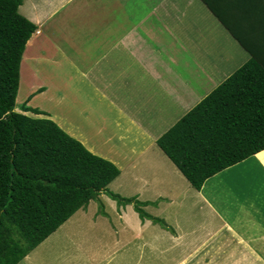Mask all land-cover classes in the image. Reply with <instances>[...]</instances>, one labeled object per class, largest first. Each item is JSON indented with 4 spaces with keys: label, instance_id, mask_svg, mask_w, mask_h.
<instances>
[{
    "label": "crops",
    "instance_id": "1",
    "mask_svg": "<svg viewBox=\"0 0 264 264\" xmlns=\"http://www.w3.org/2000/svg\"><path fill=\"white\" fill-rule=\"evenodd\" d=\"M18 11L36 25L20 62L17 97L21 90L23 106L40 110L38 117L50 118L115 164L119 188L131 189L125 198L175 208L161 228L148 219L130 226V209L116 211L122 228L137 232H102V241L112 243L99 244L89 263L101 255V264H112L129 240L138 250L130 264H193L205 255L211 235L247 232V225L233 227L219 215L215 227L181 223L178 213L188 199L199 209L211 203L203 186L195 190L156 141L251 58L225 25L247 41L264 38V0H21ZM191 13L203 17L202 30L190 29ZM195 38L206 45L191 43ZM190 63L203 71H190ZM60 109L70 113L68 122ZM217 235L219 245L223 237Z\"/></svg>",
    "mask_w": 264,
    "mask_h": 264
},
{
    "label": "trees",
    "instance_id": "2",
    "mask_svg": "<svg viewBox=\"0 0 264 264\" xmlns=\"http://www.w3.org/2000/svg\"><path fill=\"white\" fill-rule=\"evenodd\" d=\"M20 5L0 0V264L21 262L101 192L119 206L133 203L142 220L161 223L135 198L106 191L119 176L115 164L38 117L40 110H15L21 57L36 30ZM225 27L251 58L156 141L197 191L247 158L264 167V38L250 42Z\"/></svg>",
    "mask_w": 264,
    "mask_h": 264
},
{
    "label": "rangeland",
    "instance_id": "3",
    "mask_svg": "<svg viewBox=\"0 0 264 264\" xmlns=\"http://www.w3.org/2000/svg\"><path fill=\"white\" fill-rule=\"evenodd\" d=\"M187 18L192 22L190 29L202 30L204 26L202 16L191 13L187 14ZM183 30L185 31L184 35H186V30L184 28ZM191 35L194 36V34ZM191 43L206 45L205 41L199 38L198 40L196 38L191 39ZM198 50L203 51L201 48ZM189 70L203 71L195 63L193 66L191 63L189 64ZM23 104L22 91L20 90L15 110L20 112ZM60 114L64 118L66 117L67 122L70 120L71 115L67 109H60ZM262 185H264V167L255 157H250L205 181L202 194L207 202L211 203L210 206L206 204L202 209H199V206H191L189 202L192 200L188 199L186 206L182 209L183 212L177 211L179 212L178 220L184 224L188 223L191 228L202 221L211 223L212 227H215L220 222L219 217L226 219L233 227L247 225L244 228L247 232L243 231L244 233L241 234L238 229H233L236 234L231 232V235L223 233L208 235L210 238L206 241L205 255L200 256L199 259L195 257L193 264H264V186L262 187ZM106 191L125 198L126 195L124 194L130 193L131 189L129 186H124V189L123 187L119 188V179L116 178ZM131 204L126 205L127 209L132 212L127 221L128 225L131 224L130 226L134 222L141 223L143 221L134 210V204ZM151 205L142 206V211L157 217L161 222L167 221V218H170L167 217L168 215H174L175 208L172 206L168 208L160 205V203ZM126 206H119L117 201L113 200L106 192H101L95 200L67 220L57 233L45 242L44 246L30 254V258L26 261L23 260L21 264H91L92 262L89 263L88 257L91 253H98L99 244L112 243L110 239L102 241L105 233L132 234L137 232L122 228L124 219L119 220L117 217L116 211L120 212L119 210ZM86 212L87 215H85ZM94 215L97 217H93ZM151 221L153 222V220ZM161 226L159 223L155 225L158 228ZM241 228L243 229V227ZM144 233H150L149 229ZM216 235L223 237L217 240L219 245L214 242ZM126 242L129 244L126 247V252L122 256L118 255V260L123 259L124 264H130L129 259L134 257L131 254L138 252V250L131 244V241ZM146 257L148 256L144 258ZM102 259L103 257L99 255L97 264H101ZM118 260L112 264H117ZM132 264H136V262ZM137 264H143V262L140 263L139 261Z\"/></svg>",
    "mask_w": 264,
    "mask_h": 264
},
{
    "label": "bare ground",
    "instance_id": "4",
    "mask_svg": "<svg viewBox=\"0 0 264 264\" xmlns=\"http://www.w3.org/2000/svg\"><path fill=\"white\" fill-rule=\"evenodd\" d=\"M264 185H262V187H263ZM264 189V188H263ZM262 192V191H261ZM229 232H230V230H229ZM233 233H234V231H233ZM235 234V233H234ZM238 235V234H237ZM222 237V236H221ZM216 244V243H215ZM213 246V245H212ZM202 256V255H201Z\"/></svg>",
    "mask_w": 264,
    "mask_h": 264
}]
</instances>
